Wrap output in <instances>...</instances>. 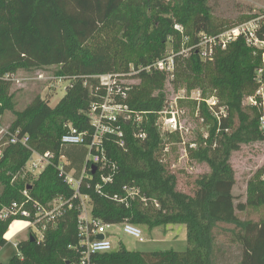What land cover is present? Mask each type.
Segmentation results:
<instances>
[{
	"label": "trees",
	"instance_id": "trees-1",
	"mask_svg": "<svg viewBox=\"0 0 264 264\" xmlns=\"http://www.w3.org/2000/svg\"><path fill=\"white\" fill-rule=\"evenodd\" d=\"M253 22L255 37L264 43V10L249 8L236 25L219 22L210 0H0V77L19 71L56 67L55 75L70 81L66 95L54 107L37 96L24 110H18L11 83L0 80V127L7 113H13L10 132L29 135V147L9 145L0 159V250L8 244L11 225L21 218L2 219L13 204H24L35 214L34 203L43 206L55 200L65 202L64 215L49 225L43 241L35 236L17 243L18 255L9 264H80L84 247L79 235L82 202L66 183L59 169L65 156V173L83 171L88 148L62 147V137L70 124L79 132H93L91 108L107 97V88L97 76L118 75L139 80L127 91L125 101L132 111L145 114L142 128L145 141L135 138L136 128L123 123L127 151L114 138L104 143L109 157L118 164L114 183L103 185L98 174L85 178L80 193L88 197L94 220L107 225L130 223L154 229L185 225L188 249L185 252L131 251L123 244L111 252L91 256L90 264H224L226 246L241 251L237 264H264V221L239 217L249 207L264 208V179L251 184L247 202L234 195L236 173L233 154L242 146L264 142L257 109L245 107L248 96L264 83V50L248 44L240 36L226 51H219L213 62H205L193 52L179 54L181 25L193 45L200 34L217 36L235 26ZM171 45L176 52L174 86L188 91L217 90L228 108V118L219 124L205 106L200 116L213 122L209 137L192 159L204 163L209 172L195 180L194 194L179 190V178L163 163L164 140L156 126L158 113L167 101L168 77L157 71L129 77L130 65L148 66L162 59ZM52 153L55 160L31 183L23 172L33 153ZM126 186L141 188L148 203L114 202ZM156 200L158 208L152 205Z\"/></svg>",
	"mask_w": 264,
	"mask_h": 264
},
{
	"label": "built area",
	"instance_id": "built-area-1",
	"mask_svg": "<svg viewBox=\"0 0 264 264\" xmlns=\"http://www.w3.org/2000/svg\"><path fill=\"white\" fill-rule=\"evenodd\" d=\"M256 26L254 23H248L241 26H235L217 36H209L200 34L195 44H190V38L185 35V30L181 25H175V30L181 34L182 46L179 54L189 56L196 52L203 61L213 62L219 51H226L229 46L236 42L240 36L248 38V44L255 48L264 43L259 42L255 37ZM176 52L172 49L167 52L166 56L148 66L130 65L129 77L138 75L141 72L157 71L163 73L168 77V80L173 81L176 77ZM261 72L259 73L260 78ZM15 75H6L0 77V80L6 82H14ZM102 86L107 88V97L104 98L103 103L94 105L89 113L91 124L94 128L93 132H79L72 125H67V133L62 137L61 145L66 146H85L88 148V155L85 159L83 171L79 177H75V172L65 173L64 165H67L65 156L60 157L59 169L61 174L65 177L66 183L75 191V197L82 202V211L79 218V235L81 237V245L84 247L83 256L80 264H90L92 255L111 252L115 249V244L111 239V229L115 226H121L126 235H130L144 243L145 238L139 226L124 223L119 225H107L101 221H96L85 207V203H89L88 197H83L80 193L81 186L85 178H90L92 166L97 167L95 174H98L100 183L97 186L99 189L103 185H111L114 183L119 173V166L108 155L105 149V141L110 138L115 139V143L124 151H127L126 133L123 129V123L132 124L135 130V138L145 141L148 134L142 128L145 114H139L131 110V108L124 103L118 102L117 99L125 101L127 99V91L132 84L129 81L133 79H122L118 75H104L97 76ZM258 78L259 88L245 100V105L251 109H257L260 113V126L264 134V83ZM43 80V77L40 78ZM58 81L63 78H56ZM183 91L178 97L166 101L164 109L158 113L157 128L160 132L161 138L164 140L162 151L163 163H168V156L172 153L171 140L175 136H180L181 144L184 146V158L189 159L191 150L198 148L197 143L188 142L185 137L191 135V129L185 126L182 120L184 112L181 109L180 99H186ZM192 94H197L194 92ZM192 99V97H191ZM197 104V118L201 122L205 120L200 116L202 106L207 108V111L219 124L228 118V108L221 103L218 97L203 98L201 93L192 99ZM207 139L208 136H205ZM29 135H23L20 131L10 132L9 130L0 131V159L3 157L5 147L9 145H22L29 147ZM172 155V154H171ZM55 160V155L52 153L39 154L34 152L30 158L25 171H29L35 177L39 176L50 164ZM175 168V166H173ZM27 169V170H26ZM26 174V173H24ZM93 175V174H92ZM27 201L24 204H13L9 209H5L2 214V219L21 218L30 224L29 236H35L39 242L43 241L45 233L49 225L55 224L65 212V202L62 200H55L49 206H43L39 203H34L35 214L28 209L26 205L30 203L28 194L25 192ZM114 202L119 204H128L129 201H139L147 204L148 199L144 196L142 190L138 186L124 188V194H115L111 197ZM154 207H159L156 200H151ZM104 236L103 240H99L98 236ZM17 246V244H16ZM2 264V263H0Z\"/></svg>",
	"mask_w": 264,
	"mask_h": 264
},
{
	"label": "rangeland",
	"instance_id": "rangeland-1",
	"mask_svg": "<svg viewBox=\"0 0 264 264\" xmlns=\"http://www.w3.org/2000/svg\"><path fill=\"white\" fill-rule=\"evenodd\" d=\"M210 5L213 8L217 20L231 26L238 24L239 18L243 14H247L249 8L264 10V0H210ZM257 49L263 51L264 45H260ZM171 50L172 47L169 45L167 52ZM56 69V67H51L29 72L19 71L16 74L15 81L11 82V93L15 95L14 101L16 102L18 110H24L37 96H40L44 100L47 99L51 107H54L63 99L66 95L67 87L70 85V81L65 79L58 81L55 75ZM41 77H43V80L40 79ZM129 82L132 84L140 83L139 80H131ZM172 82L168 80L165 85L167 100L178 97L183 91L187 92L185 94L187 98L180 99L181 109L184 112L182 120L185 122V126L191 129V135H187L185 139L188 142L192 141L197 143L198 147L204 145L203 142L206 140L205 136L209 137V130L213 122L203 123L197 118V104L192 99L198 96L199 92L203 98L218 97L223 104L226 101L221 99L217 90L206 88L204 95L200 90H193L197 94H192L193 91H188L185 87L177 89ZM244 106L247 107L246 105ZM13 121V113H7L6 119L3 120L0 127V131L10 130ZM171 142L173 144L172 155L170 154L167 157L168 163L166 165L171 172L177 174L179 178V190L192 195L196 189L195 180L208 173L209 167L204 163L192 159L190 154L189 159L184 158V146L181 144L180 136H175ZM232 164L237 181L233 190L234 195L237 197L238 203L247 202V192L250 185L264 179V142L242 146L239 152L233 154ZM28 172H23L24 181L31 183L36 177ZM85 207L88 211H91L88 202L85 203ZM238 215L244 220L261 222L264 221V208L249 207L245 212L239 213ZM139 227L145 238L144 243L139 242L138 239L130 235H126L121 226L112 228L110 233L112 234L111 239L115 244V248L123 244L131 251L144 253L171 250L185 252L188 249L187 228L185 225H168L152 230L146 227ZM30 230V224L24 220H17L11 225L6 235L8 244L0 250V263L9 264L10 260L18 255L16 244L21 240H25L26 235L29 236ZM226 248L227 254L222 256V262L224 264H237L241 256L239 248L235 246H226Z\"/></svg>",
	"mask_w": 264,
	"mask_h": 264
},
{
	"label": "water",
	"instance_id": "water-1",
	"mask_svg": "<svg viewBox=\"0 0 264 264\" xmlns=\"http://www.w3.org/2000/svg\"><path fill=\"white\" fill-rule=\"evenodd\" d=\"M96 171H97V167L96 166H92V174H95ZM30 239H31L32 242L35 241V239L32 236H30ZM98 239L99 240H103L104 239V236L100 235V236H98Z\"/></svg>",
	"mask_w": 264,
	"mask_h": 264
},
{
	"label": "crops",
	"instance_id": "crops-1",
	"mask_svg": "<svg viewBox=\"0 0 264 264\" xmlns=\"http://www.w3.org/2000/svg\"><path fill=\"white\" fill-rule=\"evenodd\" d=\"M167 231V230H166ZM28 238V235H26V239Z\"/></svg>",
	"mask_w": 264,
	"mask_h": 264
}]
</instances>
